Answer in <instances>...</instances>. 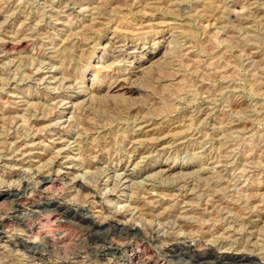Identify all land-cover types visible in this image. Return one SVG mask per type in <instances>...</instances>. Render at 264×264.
Listing matches in <instances>:
<instances>
[{
  "label": "rangeland",
  "instance_id": "374dc122",
  "mask_svg": "<svg viewBox=\"0 0 264 264\" xmlns=\"http://www.w3.org/2000/svg\"><path fill=\"white\" fill-rule=\"evenodd\" d=\"M0 264H264V0H0Z\"/></svg>",
  "mask_w": 264,
  "mask_h": 264
},
{
  "label": "bare ground",
  "instance_id": "6f19581e",
  "mask_svg": "<svg viewBox=\"0 0 264 264\" xmlns=\"http://www.w3.org/2000/svg\"><path fill=\"white\" fill-rule=\"evenodd\" d=\"M47 203H50V201H46ZM36 206V205H35ZM39 207H40V205H39ZM84 218V217H83ZM88 221L90 222V223H92V224H94L95 222H94V220L93 219H91V217H89V219H88ZM88 222V223H89ZM89 223V224H90ZM96 224V223H95ZM127 231H129V232H131V234L132 235H134V236H136V235H138V233H139V231H138V229H136V228H134V226H131V227H128L127 226V228H125ZM142 238V240L145 238L144 237V235L141 237ZM143 243V242H142Z\"/></svg>",
  "mask_w": 264,
  "mask_h": 264
}]
</instances>
